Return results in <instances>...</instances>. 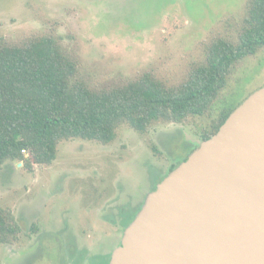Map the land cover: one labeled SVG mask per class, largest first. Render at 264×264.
I'll return each instance as SVG.
<instances>
[{
    "label": "rangeland",
    "instance_id": "1",
    "mask_svg": "<svg viewBox=\"0 0 264 264\" xmlns=\"http://www.w3.org/2000/svg\"><path fill=\"white\" fill-rule=\"evenodd\" d=\"M247 0H0V34L10 39L53 30L74 46L92 84L153 70L177 82L204 57L212 34L233 35ZM264 85V49L233 69L210 114L180 123L155 122L141 133L129 125L103 144L61 143L49 165L7 161L0 176V207L9 208L22 231L1 244L0 264H77L119 246L122 219L135 213L173 164L198 145L228 104ZM191 154V153H190ZM141 205V206H142ZM35 225V229L33 226ZM126 228V227H125Z\"/></svg>",
    "mask_w": 264,
    "mask_h": 264
},
{
    "label": "trees",
    "instance_id": "2",
    "mask_svg": "<svg viewBox=\"0 0 264 264\" xmlns=\"http://www.w3.org/2000/svg\"><path fill=\"white\" fill-rule=\"evenodd\" d=\"M246 4L244 16L233 22V35L212 31L204 43V57L191 62L172 83L145 70L107 86L95 85L74 46L53 30L18 39L0 34V176L7 161L32 168L26 152L43 167L53 163L67 140L109 144L122 125L145 133L155 122L180 123L210 114L237 64L264 49V0ZM244 100L226 105L202 141L217 133ZM135 215H124L122 227ZM19 223L11 209L0 207V246L18 240ZM111 254L90 258L78 254L76 263L110 264Z\"/></svg>",
    "mask_w": 264,
    "mask_h": 264
},
{
    "label": "water",
    "instance_id": "3",
    "mask_svg": "<svg viewBox=\"0 0 264 264\" xmlns=\"http://www.w3.org/2000/svg\"><path fill=\"white\" fill-rule=\"evenodd\" d=\"M146 196L110 264H264V85Z\"/></svg>",
    "mask_w": 264,
    "mask_h": 264
},
{
    "label": "flooded vegetation",
    "instance_id": "4",
    "mask_svg": "<svg viewBox=\"0 0 264 264\" xmlns=\"http://www.w3.org/2000/svg\"><path fill=\"white\" fill-rule=\"evenodd\" d=\"M201 141H202V140H201ZM200 143H201V142H200ZM200 143H199V144H200ZM199 144H198V145H199ZM198 145H197V146H198ZM197 146H196V147H197ZM196 147H195V148H196ZM195 148H194V149H195ZM194 149H192V151H193ZM192 151L190 150V151L188 152L187 157L190 155V152H192ZM158 183H159V182H158ZM156 186H157V185H156ZM141 205H142V204H141ZM141 205H140L139 209L142 207ZM139 209L136 211V214H137V212L139 211ZM131 213H132V212H128V213H127L128 215H125V216H127V217H129L130 215L132 216ZM124 229H125V228H123V230H124ZM120 243H121V241H120ZM94 256H95V255H94ZM94 256H93V257H94ZM85 257H86V258H87V257L90 258L91 256H85Z\"/></svg>",
    "mask_w": 264,
    "mask_h": 264
},
{
    "label": "built area",
    "instance_id": "5",
    "mask_svg": "<svg viewBox=\"0 0 264 264\" xmlns=\"http://www.w3.org/2000/svg\"><path fill=\"white\" fill-rule=\"evenodd\" d=\"M26 150H24V152H25Z\"/></svg>",
    "mask_w": 264,
    "mask_h": 264
}]
</instances>
